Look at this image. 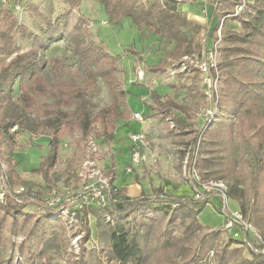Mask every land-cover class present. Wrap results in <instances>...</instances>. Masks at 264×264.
Returning a JSON list of instances; mask_svg holds the SVG:
<instances>
[{
    "label": "trees",
    "instance_id": "16d2710c",
    "mask_svg": "<svg viewBox=\"0 0 264 264\" xmlns=\"http://www.w3.org/2000/svg\"><path fill=\"white\" fill-rule=\"evenodd\" d=\"M99 1L111 23L119 24L129 18L145 38L158 37L169 44L163 59L150 68L155 73H165L170 59L178 61L203 51L202 26L192 23L185 12L178 10L177 0ZM248 1L244 13L235 16L234 12H228L230 16L224 19L237 20L241 29L224 30L223 21V45L219 47L221 117L204 134L202 128L198 131L195 159L196 168L204 179L232 178L228 183L229 198L239 203L245 218L264 235V156L258 157L253 152L256 162L251 184H245L242 179L243 165L248 161L245 145L251 143L260 151L264 148V0ZM64 2L69 8L54 20L35 6H27L42 17L39 32L19 21L14 3L0 4V146L6 143L9 147V154L2 160L0 151V174L6 186L5 198L0 200V264H9L5 252L13 243L6 232L7 217L17 218L29 203L38 199L47 201V189L55 190L61 180L63 170H58L57 164L64 138L79 133L83 141H88L92 135L108 143L116 136L119 121L131 119L127 99L130 92L118 76L123 71L119 65L122 55L113 54L103 41L94 39L87 15L82 14L75 22L68 21L82 0ZM17 34L32 41L29 48L22 49L17 44ZM60 40L67 42L68 53L47 58L45 50ZM133 47L135 43L129 48L131 54L140 57ZM101 81L108 87L110 102L93 112V99L100 93ZM153 98L151 117L170 115L175 128L194 131L187 121L193 118L188 104L170 96L162 97L156 91ZM173 111L184 114V118ZM18 133L49 138L50 150L33 171L42 176L44 186L24 178L18 170L13 156L20 147ZM236 141L242 151L240 158L233 153L227 158L222 149H228L229 144ZM21 187L24 191L16 194L15 190ZM112 190L116 202L105 206L90 203L74 210L84 231L75 264H147L150 258L144 255L139 240L140 229L146 224H134L130 220L136 211H142L146 221L153 219L154 227L165 216H169L170 223L179 221L185 227L183 237H176L173 230L165 232L159 247L178 250L182 258L178 264H264V252H256L246 244L244 237L234 236L229 230L210 229L197 246L185 244L196 231L204 228L198 214L208 202L181 198L153 200L146 193L132 198L125 187L119 188L113 183ZM171 202L177 204L173 206ZM196 204H201V208H195ZM47 207V216L52 215V207ZM90 216L96 218L99 238L108 244L106 257L88 249V242L93 240ZM59 240L57 237L48 239L42 255L45 257ZM239 245L246 246L248 255Z\"/></svg>",
    "mask_w": 264,
    "mask_h": 264
},
{
    "label": "rangeland",
    "instance_id": "374dc122",
    "mask_svg": "<svg viewBox=\"0 0 264 264\" xmlns=\"http://www.w3.org/2000/svg\"><path fill=\"white\" fill-rule=\"evenodd\" d=\"M28 5L35 6L40 12L53 20L60 16L65 9L69 8L64 0H23L22 7L16 11V14L21 23L26 24L35 32H39V24L43 22L42 17L35 9H28ZM234 8H231L232 12ZM73 11L68 21L75 22L82 14L87 15L91 20L89 27L94 39L98 42L103 41L113 54L122 55L119 65L123 71L118 76L123 81L124 87L131 91V94H128L129 98L133 97L132 100H134L138 96L136 90H141L139 94L142 96L143 94L144 96L148 95V97L151 96L152 90H154L162 97L170 96L179 102L188 104L192 108L193 118L186 119L193 126L194 131L189 130L190 132H187L188 130L182 131L173 127L175 123L170 115L167 118L163 116L156 117L154 140L149 141L147 137V145L143 148L145 153H152L154 155V162L148 166L142 164L141 175L137 178V180L142 179L151 184L146 194L152 199L156 196L158 199L162 198L172 201L176 198L182 199L188 197L186 196L188 193L180 196L174 194L185 193L187 184L190 185V166H192L193 157L196 156L198 150V146L195 143L196 137L198 131L203 128L202 126L206 119L205 109L209 105V98L205 95L203 87L205 84L201 82L202 77H200V73L194 70V64L190 60H187L188 63L185 64V67L182 66L183 68L177 71L173 78L169 77L166 72L155 73L156 75L152 82L146 79V76L150 74L149 68L151 65H155L163 59L165 49L169 46L167 42L153 36L145 38L142 33L138 32L136 26L132 24L129 18L123 19L119 24L111 23L99 0H82L80 6L74 8ZM225 28L224 26V30ZM141 42L144 43L143 49H145V52L139 51L141 50ZM31 43V40L17 34V44L22 49L29 48ZM133 43H135V47L133 48L139 51L140 54V57L136 59L129 49ZM222 45L223 34L219 47ZM67 53L68 45L65 40L53 43L44 52L47 58L62 57ZM198 56L199 54L190 55V57L194 58ZM181 59L176 61L177 65L182 64ZM218 61H221L220 53ZM134 64L145 67L146 75L142 79L143 84H140L141 79H138L133 72ZM99 85L100 93L93 99V112L99 111L110 102L108 87L103 81ZM221 85L222 83L220 87ZM138 105L141 109L142 105L140 103ZM173 112L184 118V114H179L176 111ZM143 117L145 118V116ZM141 132L139 130L131 132L129 135L130 147L132 145L131 135ZM119 136L120 134H117L108 143L92 135L88 141H83L79 133L75 137L64 138L57 164V169L63 170V175L61 180L56 184L55 190L49 192L47 189V193H45L47 201L38 199L36 200L37 202L29 203L24 213L17 218L12 216L7 217L6 232L13 242L5 252L9 264H75V260L79 258V243L84 234L82 227L74 215V210L81 205L80 196L76 194H83L85 186L89 182L94 181L89 174L88 168L84 166L85 161L93 159L97 169L117 187L119 186L116 183L121 184V180H128L130 177H133V172L127 173L126 171L130 163V156L127 157V153H125L126 157L123 160L120 159L125 152L127 138L126 136ZM91 138L98 141L96 152L89 149L88 142ZM17 142L20 144V147L16 149L13 156L18 162V170L24 178L35 180L44 186L45 183L42 176L34 174L33 171L40 166L42 158L50 150L49 138L47 136L33 137L28 133H18ZM239 144L237 141L230 143L228 149H222L223 155L229 158L233 153L239 159L242 154L241 148L238 146ZM245 146L247 149L245 158L248 161L243 165L244 169L242 173L244 175L242 179L245 181V184H251L256 162L252 154L254 152L258 157H263L264 148L261 151L257 150V147H254L251 143ZM0 151L2 160L9 154L8 145L6 143L1 144ZM3 167L6 168L4 164ZM116 168L119 173L118 178H116ZM135 170L137 171V168ZM115 179H117L116 183ZM225 180L230 184L232 178L226 177ZM2 188L5 192V178L0 174V191ZM17 190L18 188L15 190V193L19 194ZM54 191L57 194H54ZM54 197L59 198L60 201L56 206H50L48 198L52 200ZM62 202H66V204H62ZM46 204L52 207V210H50L52 215L47 216L49 210ZM228 204L232 210H240L239 203L236 200L229 198ZM201 206V204H196L195 208L199 209ZM222 207L223 199L219 196L213 197L210 202L203 206V209L198 214V219L204 228L196 231L189 238L185 243L187 246H197L203 234L208 233L210 229L227 230L224 226L226 217L222 212ZM89 218L93 240L88 242V249L95 250L101 256L106 257L109 252L107 248L108 244L104 239L99 238L96 218L93 216ZM130 220H133L134 224H146V226L140 229L139 240L143 247L144 255L150 258L147 264H178L181 261V254L178 250L176 251L174 248H159L165 232L173 230V234L176 237H183L186 234L185 227L179 221L177 224H172L169 222V216H165L161 223L154 227V220L150 221V219H147L149 221H146L143 219L142 211L133 212ZM254 227L258 231V228ZM229 232L237 237H245L242 228L239 226L233 230H229ZM249 234L248 236H250ZM55 237L60 240L48 250L47 255L44 257L42 251L45 248V243L48 239ZM239 246L244 248V254L248 255L246 246ZM0 251H2L1 247Z\"/></svg>",
    "mask_w": 264,
    "mask_h": 264
},
{
    "label": "built area",
    "instance_id": "2783aa9c",
    "mask_svg": "<svg viewBox=\"0 0 264 264\" xmlns=\"http://www.w3.org/2000/svg\"><path fill=\"white\" fill-rule=\"evenodd\" d=\"M14 3L15 10H20L22 7V2H15L14 0H0L1 5H6L8 3ZM248 0H238L235 5L234 13L232 15H240L248 9ZM224 16L222 22L218 28L217 38L215 39L214 45L212 48H207L203 51L201 55L197 58L186 56L185 62L182 60L181 65L173 64L171 70L169 71L170 75H174L177 71H180L185 64L188 63L187 60H190L201 72L202 83L205 84L204 91L205 95L209 98V105L205 109V125L202 128V134H204L207 129L213 124L216 120L221 117V109L219 104V95H220V71H219V44L222 39V27L223 21L226 17ZM196 59V60H195ZM179 66V67H178ZM183 66V67H182ZM134 117L138 120H142V115L136 113ZM173 123V122H172ZM173 126V124H172ZM131 156L130 163L128 164L126 171L127 173H132L134 169L144 163L147 159L146 153L143 151V148L147 145V135L144 132L134 133L131 135ZM201 139V137H200ZM199 139V142H200ZM198 142V143H199ZM98 141L94 138H91L88 142L89 149L93 152L97 151ZM196 157H193L192 166H190V186H191V197L182 198V200L191 199L198 202H210L213 197L219 196L223 199L222 212L226 217L225 228L227 230H233L235 227H240L243 230L245 235V242L248 246L254 249L256 252H264V235H261L256 228L251 224L243 215L240 210H232L228 204L229 196L228 190L229 186L225 180H213V179H204L202 174L196 168ZM85 167L88 168L90 176L94 179L93 182H89L85 186V192L80 195L82 207L85 204L94 203L100 206H105L110 202H116L117 198L113 194L112 182L104 176V174L97 169L93 159L86 160ZM187 173V172H186ZM4 189L0 191V200H4L5 192ZM24 191V188H18L17 192L21 193ZM54 194H57L54 191ZM161 197H163L161 195ZM48 204L50 206H56L60 201L59 198H52L49 200ZM156 198V196L153 198ZM162 199V198H161ZM173 206L177 203L171 202ZM248 233H250L248 236ZM257 242V243H256Z\"/></svg>",
    "mask_w": 264,
    "mask_h": 264
},
{
    "label": "crops",
    "instance_id": "0c3cea01",
    "mask_svg": "<svg viewBox=\"0 0 264 264\" xmlns=\"http://www.w3.org/2000/svg\"><path fill=\"white\" fill-rule=\"evenodd\" d=\"M237 2H238L237 0H218V2L216 4H214L211 0H177V8L179 11L185 12L187 14L189 20L192 23L202 26L200 41L203 45V51H204L207 48L213 47L215 39L217 38V32H218V28H219V27L217 28V26L219 24H221L222 19L224 18V16L227 15L228 12H232V9L234 8V6ZM233 12H234V10H233ZM224 23H225L224 26L226 28H230V29H240V27H241L240 23L237 20H230L227 18L224 21ZM222 29H223V27H222ZM155 38H158V37H155ZM143 47H144V43L141 42V45H140L141 50H139V51L145 52V49H143ZM195 54L197 55L199 53H195ZM133 57L135 59L138 58L136 56H133ZM185 57L186 56H184L181 59V61ZM169 61H170V63L167 67L166 73L169 77L173 78L175 75H170L168 71L172 68L173 64H176V61H174L172 59H170ZM151 66H154V64H152ZM193 67H194V70H196L200 73V77H201L200 70L195 66H193ZM133 70H134L133 71L134 74L138 77V79H141L140 84H143L144 82H142V79H144L145 75H146L145 74V67L142 65L134 64ZM155 75H156L155 72H153L150 69V74H147L146 79L153 82ZM200 80H201V78H200ZM129 92L131 94V91H129ZM136 93L138 96L135 97L134 100H132L133 97H130V98L128 97V109L131 113V119L121 120L118 123V129H117L116 135L120 134L119 137L126 136V138H127V144L125 147V152L120 157L121 160H123L124 157H126V156L127 157L131 156V147L129 146L130 145L129 144V135L131 134V132L133 130H139V131L146 133L149 141L154 140V123L156 121L157 116L156 117L150 116V114L152 112L151 106L154 104V98H153L154 90H152L150 97H148V95L144 96V94H143V96H142L141 94H139V93H141V90H136ZM139 103H140V105H142L141 109L138 105ZM136 113L141 114L143 119L142 120L136 119L134 117V115ZM143 116H145V118ZM125 153H127L126 156H125ZM128 153H129V155H128ZM146 155H147V159L142 164H145L146 166H148L149 164H152L154 162V158H153L154 155L152 153L151 154L146 153ZM141 165L136 167L137 171L135 170L136 168L134 169L135 172L133 171V173H132L133 177H130L128 180H121V184L116 183L117 179H115V183L119 186V188L125 187L127 189L128 196H130L132 198H138L142 193H148V189L150 188V185H151L149 182H145L142 179L137 180L138 176L141 175V168H142ZM116 172H117L116 178H118L119 173L117 171V168H116ZM185 189H186L185 193H177L174 195L180 196L183 194L186 195L188 193L186 196L191 197V195H192L191 186L189 184H187V188H185Z\"/></svg>",
    "mask_w": 264,
    "mask_h": 264
}]
</instances>
